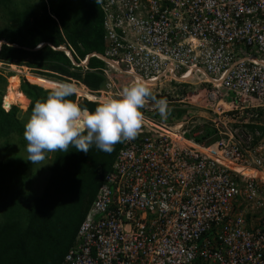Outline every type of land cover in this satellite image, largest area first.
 Returning <instances> with one entry per match:
<instances>
[{
    "label": "built area",
    "instance_id": "1",
    "mask_svg": "<svg viewBox=\"0 0 264 264\" xmlns=\"http://www.w3.org/2000/svg\"><path fill=\"white\" fill-rule=\"evenodd\" d=\"M100 2L103 52L61 48L104 63L99 89L71 80L76 103L141 79L169 114L141 109L61 264H264V0ZM186 84L209 115L195 126Z\"/></svg>",
    "mask_w": 264,
    "mask_h": 264
},
{
    "label": "trees",
    "instance_id": "2",
    "mask_svg": "<svg viewBox=\"0 0 264 264\" xmlns=\"http://www.w3.org/2000/svg\"><path fill=\"white\" fill-rule=\"evenodd\" d=\"M103 18L100 0H0V63L99 89L104 78L95 69L104 63L89 57L87 69L76 66L61 48L70 50L76 64L92 52L102 53ZM28 77L50 88L58 83ZM6 78L0 74V264H61L123 143L111 153L93 145L85 154L69 146L66 153H48L32 164L24 124L49 88L21 78L19 91L16 81L4 94ZM67 99L76 102V95ZM77 104L88 111L99 105L89 98ZM43 163L48 174L35 195L32 178Z\"/></svg>",
    "mask_w": 264,
    "mask_h": 264
},
{
    "label": "clouds",
    "instance_id": "3",
    "mask_svg": "<svg viewBox=\"0 0 264 264\" xmlns=\"http://www.w3.org/2000/svg\"><path fill=\"white\" fill-rule=\"evenodd\" d=\"M72 82L56 83L42 101L35 102L24 124L28 161L41 163L48 153L68 152L69 146L87 154L94 145L106 153L117 143L134 140L144 123L141 109L154 102L160 116L167 119L165 99H157L149 86L137 79L117 97L105 99L94 111L82 109L73 100Z\"/></svg>",
    "mask_w": 264,
    "mask_h": 264
},
{
    "label": "rangeland",
    "instance_id": "4",
    "mask_svg": "<svg viewBox=\"0 0 264 264\" xmlns=\"http://www.w3.org/2000/svg\"><path fill=\"white\" fill-rule=\"evenodd\" d=\"M0 74L7 77L6 78V86H5L4 94L7 92L8 86H14L13 84L16 81H19V84H18V86L16 88V91H19V85H20V82H21V78H25L28 82H30L32 84L39 85V86H41L43 88L51 89L50 87H45V86H42V85L32 81V78L28 77V74H30L32 76H38L40 78H46V79H49V80L51 79V80H55V81L61 82L58 79H56L55 77H52L51 75H44L42 73H36L35 71H32L31 69H29V68H27L25 66H15V65L6 66V65H3L2 63H0ZM61 83H63V82H61ZM77 88H79L78 85H77ZM201 88H202V86L187 85L186 84L183 87V90L180 91L181 92L179 94L180 97H178V98H181L182 97L181 94H183V96H188L189 97V98H187L188 100H191L192 99V98H190L191 96L197 95L198 93H201L198 96L197 99L194 98V99H196V100H194V109H190L191 110L190 114L193 116L192 120L194 121V123H193L194 126L197 125L200 121H203V119H207V117L209 116L206 112H204L201 109V107L203 105H205V100L203 98L204 93L200 92ZM28 104H29V101H28ZM2 105H3V102H2ZM190 114H188V115H190ZM186 138H192V137H191L190 134H187ZM43 165H44V163H43ZM37 167H39V169H41V171H38V175H34L33 178H32V182H34V184H35V188H34L35 195L40 194V192H41V190L43 188L42 186L45 183L46 174H48V172L45 169L43 170V167H45V165L44 166L39 165Z\"/></svg>",
    "mask_w": 264,
    "mask_h": 264
},
{
    "label": "bare ground",
    "instance_id": "5",
    "mask_svg": "<svg viewBox=\"0 0 264 264\" xmlns=\"http://www.w3.org/2000/svg\"><path fill=\"white\" fill-rule=\"evenodd\" d=\"M174 137H176L177 139H179V136L178 135H175ZM201 149V148H200ZM203 150V149H201ZM222 163L226 164L227 166L231 167L232 169L234 170H237L241 173H243L244 175H247V176H261L260 174H257L256 172H254L253 170H250V169H247V168H244V167H241L239 165H236L234 163H231V162H226L224 160H222Z\"/></svg>",
    "mask_w": 264,
    "mask_h": 264
}]
</instances>
